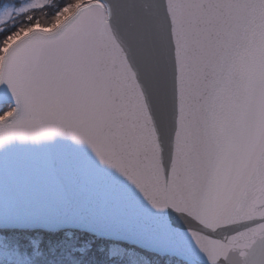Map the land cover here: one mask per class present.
Instances as JSON below:
<instances>
[{
	"label": "snow or ice",
	"instance_id": "snow-or-ice-1",
	"mask_svg": "<svg viewBox=\"0 0 264 264\" xmlns=\"http://www.w3.org/2000/svg\"><path fill=\"white\" fill-rule=\"evenodd\" d=\"M0 190V264H264V0H0Z\"/></svg>",
	"mask_w": 264,
	"mask_h": 264
},
{
	"label": "water",
	"instance_id": "water-1",
	"mask_svg": "<svg viewBox=\"0 0 264 264\" xmlns=\"http://www.w3.org/2000/svg\"><path fill=\"white\" fill-rule=\"evenodd\" d=\"M47 196L51 197V201H50V208L51 210H57L58 208V202L55 200V197L53 194H46ZM3 197V191L0 190V198Z\"/></svg>",
	"mask_w": 264,
	"mask_h": 264
}]
</instances>
